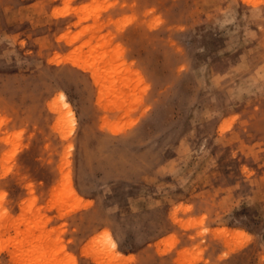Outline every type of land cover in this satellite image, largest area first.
Returning <instances> with one entry per match:
<instances>
[{"label":"rangeland","instance_id":"obj_1","mask_svg":"<svg viewBox=\"0 0 264 264\" xmlns=\"http://www.w3.org/2000/svg\"><path fill=\"white\" fill-rule=\"evenodd\" d=\"M0 264H264V0H0Z\"/></svg>","mask_w":264,"mask_h":264},{"label":"bare ground","instance_id":"obj_2","mask_svg":"<svg viewBox=\"0 0 264 264\" xmlns=\"http://www.w3.org/2000/svg\"><path fill=\"white\" fill-rule=\"evenodd\" d=\"M59 97H60V106H63L66 109L67 113H70L71 110H70V107H69V103L65 99L64 94H60ZM72 193L74 194L73 190H72Z\"/></svg>","mask_w":264,"mask_h":264}]
</instances>
